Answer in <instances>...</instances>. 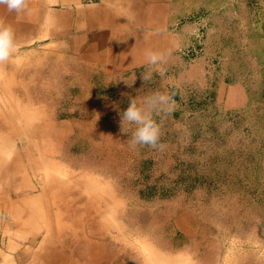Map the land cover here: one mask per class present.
I'll return each mask as SVG.
<instances>
[{"label": "rangeland", "instance_id": "1", "mask_svg": "<svg viewBox=\"0 0 264 264\" xmlns=\"http://www.w3.org/2000/svg\"><path fill=\"white\" fill-rule=\"evenodd\" d=\"M173 6L140 19L163 33L0 64V264H264V0ZM156 92L164 148H133L121 113Z\"/></svg>", "mask_w": 264, "mask_h": 264}, {"label": "crops", "instance_id": "2", "mask_svg": "<svg viewBox=\"0 0 264 264\" xmlns=\"http://www.w3.org/2000/svg\"><path fill=\"white\" fill-rule=\"evenodd\" d=\"M174 1L28 0L27 10L19 14L8 13L6 8L0 6V23L11 26L14 30L16 51L26 47L34 51L41 48L52 49L49 47L51 44L66 49L69 47L68 42L72 43L71 48L77 52L83 51L87 45L92 50H97L101 39L110 43V46L114 44L113 36L130 35L135 30L133 27L141 28L134 31L137 34L155 31L147 29V25L142 29L140 19L174 16V13H170L173 12ZM201 11L197 13L198 17L203 15ZM155 32L163 33L162 30ZM37 43L45 45L36 46ZM12 62L16 65L17 61ZM89 64L97 69L103 67L94 56L91 57ZM233 90H238V87L232 86L230 91Z\"/></svg>", "mask_w": 264, "mask_h": 264}, {"label": "clouds", "instance_id": "3", "mask_svg": "<svg viewBox=\"0 0 264 264\" xmlns=\"http://www.w3.org/2000/svg\"><path fill=\"white\" fill-rule=\"evenodd\" d=\"M0 6L6 8L8 13L19 14L28 7V0H0ZM17 50L15 34L11 26L0 23V64L9 61ZM171 52H156L146 50L144 53L148 65L152 70L159 71L161 76L164 70L160 67L167 61ZM152 70L142 72L140 78L143 82L152 79ZM129 85V84H128ZM131 86V85H129ZM171 98L160 92L147 97L143 104H139L135 98H129L128 107L121 113L122 125L127 123L135 125V130L130 139V146H148L153 149L163 150L164 145L160 143L161 126L154 119V114H168L173 110Z\"/></svg>", "mask_w": 264, "mask_h": 264}, {"label": "bare ground", "instance_id": "4", "mask_svg": "<svg viewBox=\"0 0 264 264\" xmlns=\"http://www.w3.org/2000/svg\"><path fill=\"white\" fill-rule=\"evenodd\" d=\"M37 123V122H36ZM48 128V127H47ZM37 160V159H36ZM41 160V159H40ZM10 162V161H9ZM38 163V162H37ZM47 163H49V162H47ZM9 164V163H8ZM12 164V163H11ZM54 164V163H53ZM17 165V164H16ZM51 164L49 163V166H50ZM14 166V165H13ZM39 166V165H38ZM48 166V167H49ZM57 166V165H56ZM52 168H50L51 170H49L48 172V183H51L54 179H55V177H57L59 174L57 173L58 172V170L57 169H53L54 167H53V165L51 166ZM13 168V167H12ZM3 169V168H2ZM15 169V168H14ZM47 169V168H46ZM4 170H5V167H4ZM8 170V169H7ZM17 170H18V168H17ZM20 171V170H19ZM19 171H17V172H19ZM43 171V170H42ZM7 174H9V173H7ZM21 174V173H20ZM22 175V174H21ZM46 175V174H45ZM19 176V175H18ZM24 176V175H23ZM10 177V176H9ZM25 178H26V180L29 182L30 180H32V179H30L31 177H30V175H29V173H26L25 174ZM21 179V178H20ZM10 180L8 179V182H9ZM32 182H33V180H32ZM54 182H55V180H54ZM58 182V181H57ZM56 182V183H57ZM32 184V183H31ZM42 184V183H41ZM17 185V184H16ZM64 185V184H63ZM46 186V185H45ZM44 187V186H43ZM55 187H57V185L55 186H52L51 188H55ZM107 187H109V186H107ZM21 188V187H20ZM36 188H37V186H36ZM106 188V187H105ZM102 189V188H101ZM43 190H47V188L46 187H44V189ZM52 189H49V190H47L46 192H45V195H48V194H50V193H52V192H50ZM109 190V189H108ZM110 190H111V188H110ZM59 191V190H58ZM56 192V191H55ZM43 193V192H42ZM53 194V193H52ZM51 195V194H50ZM113 195V194H112ZM42 197H44V196H42ZM113 198H114V196H113ZM45 199V198H44ZM46 200V199H45ZM49 201V200H48ZM52 201V200H51ZM47 203V202H46ZM116 205V204H115ZM43 206V205H42ZM41 206V207H42ZM114 206V205H113ZM41 207H40V209H41ZM44 207V206H43ZM50 209H51V207H49V206H46V212H47V214L49 213V216L48 217H50V219L52 218V216H51V214L52 213H50ZM54 209V208H53ZM42 210H45V209H42ZM20 211V210H19ZM76 211V210H75ZM46 215V214H45ZM95 217V216H94ZM111 216L109 215V218H110ZM111 218H113V217H111ZM53 220V219H52ZM114 221V220H113ZM53 222V221H52ZM117 223V222H116ZM116 223H115V225H116ZM95 224V223H94ZM6 225V224H5ZM50 226V225H49ZM95 226V225H94ZM59 227V226H58ZM97 227V226H96ZM116 227V226H115ZM58 233V232H57ZM17 235H19V233L17 234ZM97 235V234H96ZM20 237H22V236H20ZM49 237V236H48ZM89 239V238H88ZM65 240V239H64ZM63 240V241H64ZM92 240V239H91ZM55 242H56V240H55ZM57 244V243H56ZM97 244V243H96ZM54 245V244H53ZM93 245V244H92ZM88 246V245H87ZM94 246V245H93ZM93 250V249H92ZM95 252V251H94ZM158 252V251H157ZM4 254V253H3ZM90 254V253H89ZM159 254V253H158ZM5 255V254H4ZM9 255V254H8ZM12 255V254H11ZM13 256V255H12ZM6 257V256H5ZM4 257V258H5ZM49 257H51V256H49ZM98 257V256H97ZM90 258H92V257H90ZM47 259H48V257H47ZM165 259V258H164ZM6 262V261H5ZM87 262V261H86ZM93 262V261H92ZM7 263H9V262H7ZM12 263H15L14 261L12 262ZM161 264V263H160ZM163 264V263H162Z\"/></svg>", "mask_w": 264, "mask_h": 264}, {"label": "trees", "instance_id": "5", "mask_svg": "<svg viewBox=\"0 0 264 264\" xmlns=\"http://www.w3.org/2000/svg\"><path fill=\"white\" fill-rule=\"evenodd\" d=\"M247 4L253 5L257 3V0H245Z\"/></svg>", "mask_w": 264, "mask_h": 264}]
</instances>
